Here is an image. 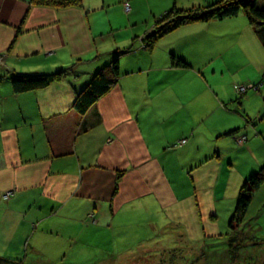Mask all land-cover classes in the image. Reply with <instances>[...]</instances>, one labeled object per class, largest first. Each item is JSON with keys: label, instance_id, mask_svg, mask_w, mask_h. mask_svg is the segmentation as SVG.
Returning a JSON list of instances; mask_svg holds the SVG:
<instances>
[{"label": "crops", "instance_id": "0c3cea01", "mask_svg": "<svg viewBox=\"0 0 264 264\" xmlns=\"http://www.w3.org/2000/svg\"><path fill=\"white\" fill-rule=\"evenodd\" d=\"M125 2L130 0H81L78 7L56 8L0 0V75L74 68L46 88L22 94L0 78L2 258L24 257L28 264L34 255H65L80 244L94 252L108 243L103 233L120 235L118 244L134 229L149 237H167L171 230L191 237L207 210L225 200L235 207L237 196L226 193L233 187L238 194L264 165V29L241 13L182 26L150 51L142 38L153 25L117 39L110 17L121 11L129 18L134 9L127 12ZM130 47L110 92L85 114L73 109L76 90L102 60ZM172 54L189 67L173 66ZM239 85L256 87L241 94ZM7 109L15 110L13 118ZM241 136H247L240 144L247 161L226 164ZM258 199L264 202L262 188L247 219ZM256 229L243 240L253 237L260 249L253 262L262 264L264 229ZM145 246L144 240L137 244Z\"/></svg>", "mask_w": 264, "mask_h": 264}, {"label": "rangeland", "instance_id": "374dc122", "mask_svg": "<svg viewBox=\"0 0 264 264\" xmlns=\"http://www.w3.org/2000/svg\"><path fill=\"white\" fill-rule=\"evenodd\" d=\"M133 1L134 0H130V6L131 10L134 9V11L130 12L129 18L125 19L121 11L116 12L115 15L110 17L116 28L114 32L118 40H122L124 36H129L130 34H134V36L143 34L146 30L143 28V25H154L155 18L164 14L165 11L174 5L180 9L205 4V0H137L134 4ZM115 37L116 36H112L111 38L114 39ZM143 44L144 47L147 48V45L145 43ZM111 59H113V56ZM1 76H3V74L0 75V77ZM255 87L256 86L252 85H239L238 92L241 94L247 93L248 91L252 92V89ZM161 96L167 99L169 93H164ZM14 112V109L5 110V114L11 118L14 117ZM217 118L218 116L214 115V120ZM233 118L237 120L236 117ZM205 131H207V129ZM182 141L181 144H184ZM246 142L247 136L235 138L234 144L238 148V151L233 153L232 156L225 157L226 164L234 160L241 166L242 163L247 161L246 153L241 151L240 148V144L242 145ZM230 183L231 177L228 184ZM261 188L264 191V184ZM232 189L234 188L231 187L229 192L226 193L227 197L230 199L237 196L238 199L241 190L238 191V194L233 195L234 192ZM6 195L7 194H5V196ZM254 204V208L248 219L246 214L244 219L238 222L237 219H234L236 205L233 207L232 202L229 206L228 200L220 202L217 207H214L215 211H206L207 214L202 217L200 226H196L195 230L197 231H192L195 234L191 235V237L189 235L186 237H177L173 235L176 230H171V234L167 237H149L151 236L149 232L143 230L140 233L144 235L142 236L134 232L136 231V229H134L132 235L124 240L125 242H119L117 244L116 240H120V235L112 237L110 233H103L102 240L108 241V243L107 245H103L100 249L95 248L94 252L84 250L86 248H84L82 244L78 247L72 245V248L65 255L52 253L38 254L32 256L28 264H58L51 263V261H53L52 259L55 260L58 257L63 258V261L59 264H259L257 261L253 262V257L258 255L260 251L259 248H256V245H253L255 242L253 237L249 238L248 241L243 240L245 237L243 233H250L253 230L257 231L256 228L259 227L264 229V202L258 199ZM258 211L261 212V214L255 220L254 216ZM198 215L199 217L201 216L200 210H198ZM248 228H251V230H247ZM229 231L237 237H225ZM140 240H144L146 246L150 245V247L148 249L137 247ZM237 240L241 241L242 246L240 248L238 245L235 246V243H240ZM224 241H226L227 244H220ZM67 250L68 249H66V251ZM258 261H260V258ZM22 262H24V257ZM23 264H25V262Z\"/></svg>", "mask_w": 264, "mask_h": 264}, {"label": "trees", "instance_id": "16d2710c", "mask_svg": "<svg viewBox=\"0 0 264 264\" xmlns=\"http://www.w3.org/2000/svg\"><path fill=\"white\" fill-rule=\"evenodd\" d=\"M204 2L205 4L203 5L200 4L190 8L179 9L174 5L173 8L157 17L153 28L142 38V42L147 45V49L151 51L161 38L182 26L197 22L224 20L237 17L241 13H245L254 26L264 29V24L260 25L264 23V0H205ZM34 3L40 6L68 8L80 6L81 0H34ZM261 33L262 31H260ZM131 49L132 47L126 50L118 49L110 54L108 61L102 60L101 66L95 70L84 87L76 90L73 109L80 114H85L99 99L110 92L123 75L119 59ZM112 56L113 59H111ZM171 63L176 67H189L185 60L176 57L174 54L171 55ZM72 71H74L73 67L62 68L52 73H12L7 71L0 78L7 77L13 87V91L16 94H22L44 89L54 82L60 81ZM263 184L264 165L253 172L240 189L241 192L236 200V208L234 210V219H237L238 222L244 219L255 193ZM0 264H23V262L11 261L0 257Z\"/></svg>", "mask_w": 264, "mask_h": 264}, {"label": "built area", "instance_id": "2783aa9c", "mask_svg": "<svg viewBox=\"0 0 264 264\" xmlns=\"http://www.w3.org/2000/svg\"><path fill=\"white\" fill-rule=\"evenodd\" d=\"M130 9H131V6H130V4L129 3H125V10L126 11H130ZM186 141L185 140H183L182 141V143H185ZM10 196H12V193L10 192V193H7V195L5 196V198H9Z\"/></svg>", "mask_w": 264, "mask_h": 264}, {"label": "water", "instance_id": "95a60500", "mask_svg": "<svg viewBox=\"0 0 264 264\" xmlns=\"http://www.w3.org/2000/svg\"><path fill=\"white\" fill-rule=\"evenodd\" d=\"M264 23H261L260 25H263Z\"/></svg>", "mask_w": 264, "mask_h": 264}]
</instances>
